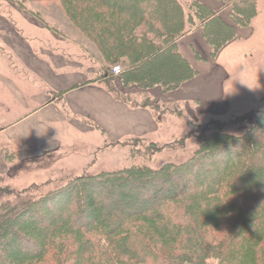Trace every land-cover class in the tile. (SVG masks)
<instances>
[{
  "label": "trees",
  "instance_id": "trees-1",
  "mask_svg": "<svg viewBox=\"0 0 264 264\" xmlns=\"http://www.w3.org/2000/svg\"><path fill=\"white\" fill-rule=\"evenodd\" d=\"M59 1L68 18L80 29L86 32L88 28L96 37L103 35L117 49L114 55L122 63L120 77H115L110 66L104 65L98 71L100 79H106L108 91L122 100V93L112 85L117 79L123 88L135 86L144 91L159 88L162 94L174 93L193 80L198 72L181 54L179 41L193 29L201 30L212 58L216 59L236 40V26L250 25L257 14L258 0H218L231 7V23L223 20L218 11L196 0H188L187 12L181 0H74L78 1L79 9L69 0ZM86 5L94 11L90 8L92 15L84 19L80 13ZM135 22L143 26L138 31ZM151 32L161 37L162 43H157ZM105 49L106 44L101 43L99 51L109 59ZM148 49L155 52L150 60L133 63L139 51ZM156 75L161 78L156 79ZM158 102L155 99L152 103L143 102L142 106L155 110ZM247 114L240 119L246 120ZM254 118L255 123H262L264 111ZM255 127L247 129L241 137L222 131L212 134L205 139L196 160L186 164L169 163L159 170L134 166L78 178L83 183L70 189L73 194L80 193L72 200L74 203L65 200L61 206L51 205V212L37 213L32 218L41 226L35 234L37 237L28 229L19 228L11 233L16 236L14 244L24 251L10 259L14 264H207L210 260L218 264H264V182L252 184L264 172V147H255L254 141L249 144ZM222 151L227 152L224 159H218L216 164L208 160L212 154ZM245 154L250 155L251 161H247L243 171L236 169L238 173L230 177L231 162ZM201 162L206 163L200 165ZM200 177H211L208 190L183 192L191 188L186 184L189 181H197L195 184L199 185L209 180H200ZM172 181L183 185L173 188ZM96 182H101L104 189L92 186ZM124 185L130 189L126 190ZM135 185L141 188L134 193L139 201L122 208V202H128L125 198L137 188ZM121 186L123 189H119ZM199 196H202L201 209L208 213L206 217L194 210ZM98 202H103L109 211L120 210L121 215L100 219ZM152 206L155 209L150 210ZM33 208L28 203L22 210L18 208L13 215V226L18 216L27 217L34 212ZM58 219L61 220L56 222ZM212 227L214 232L210 233ZM219 231L225 232L226 237L217 239L214 235ZM2 236L0 232V264H4L1 248L8 245L1 242Z\"/></svg>",
  "mask_w": 264,
  "mask_h": 264
},
{
  "label": "rangeland",
  "instance_id": "rangeland-1",
  "mask_svg": "<svg viewBox=\"0 0 264 264\" xmlns=\"http://www.w3.org/2000/svg\"><path fill=\"white\" fill-rule=\"evenodd\" d=\"M181 1L187 12L188 0ZM69 3L77 9L80 7L78 1L69 0ZM84 8L80 14L88 18L91 7L86 5ZM104 9L110 10L105 6ZM153 16L156 14L153 13ZM134 27L138 31L143 26L135 22ZM120 28L123 26L120 25ZM244 28L248 29L242 34L245 37L237 38L232 47L235 50L231 56L232 61L226 62L231 75L224 84V102H228L229 109L224 105L217 114L211 115L201 108L192 107L190 111L183 103L158 100L159 106L155 105L154 111L162 123L157 134L114 142L110 138L104 140L102 131H93L96 126L90 121H74L66 113L63 100L67 91H48L41 84L45 80L42 74H46L41 68L44 63L42 60L54 66V73L63 66L61 70L81 72L91 79L98 78L96 74L104 65L113 70L122 68V63L114 55L117 49L110 39L103 35L96 37L88 28H85L86 32L80 29L76 22L68 18L59 0H0V232L3 233L1 242L8 244L7 248H1L2 262L14 264L10 258L22 255L24 251L14 244L16 236L11 233L15 229H28L32 236L37 237L35 234L41 226L39 221L32 219L37 213L47 214L51 212V205L61 206L65 200L71 202L78 198L80 193L73 194L70 190L72 186L78 187L83 183L78 182V178L134 166L159 170L169 163L180 165L192 162L202 149L205 139L218 131L241 137L246 135L247 129L256 126V130L249 136V144L252 145L254 141L255 147H264V121L255 123L254 118L255 114L264 111V0L257 1V14L250 25ZM236 29L242 28L236 26ZM150 35L157 43H162L161 37L158 38L153 32ZM101 43L106 44L105 52L110 56L109 59L100 53ZM154 53L149 49L139 51L132 61L144 63ZM27 58L36 59L31 63L32 66L27 64ZM218 63L223 64V60ZM33 68L39 69V72ZM159 78L161 76L156 75V79ZM112 85L118 88L122 83L117 79ZM246 113H249L247 119H240ZM226 154V151L217 152L208 160L216 164ZM249 157L248 154L240 155L231 162L230 177L238 173L236 169L243 171L246 168ZM259 175L260 178L256 176L252 184L264 182V172ZM206 178L209 180L199 185L195 184L197 181L187 182V187L191 188L183 192L204 193L212 185L211 177H200V180ZM171 185L180 188L183 182L172 181ZM194 185L197 186L192 188ZM92 186L104 189L101 182ZM121 187L119 189H123ZM124 188L130 189L126 185ZM132 190L133 195L125 198L129 201L122 202V208L139 201L140 198L135 197L134 193L141 191V188ZM107 191L109 194L110 190ZM46 196L50 197L44 199ZM131 196L135 197L133 201ZM199 197L194 210L206 217L208 213L201 209L202 196ZM27 203L34 207V212L27 217L18 216L13 226V215ZM101 203L98 202L97 206L98 212L102 214L100 219L119 218L122 213L120 210L109 211ZM12 208L16 210L12 211ZM149 209L153 210L155 206ZM213 230L212 227L210 233ZM214 236L219 239L226 237V233L219 231ZM207 264H218V261L210 260Z\"/></svg>",
  "mask_w": 264,
  "mask_h": 264
},
{
  "label": "crops",
  "instance_id": "crops-1",
  "mask_svg": "<svg viewBox=\"0 0 264 264\" xmlns=\"http://www.w3.org/2000/svg\"><path fill=\"white\" fill-rule=\"evenodd\" d=\"M196 1L218 11L223 20L231 23V7L228 5L218 0ZM236 31L237 38L243 39L242 37L245 36L242 34L248 29L242 28L236 29ZM237 38L228 44L216 59H211V48L201 30L193 29L183 37L179 41V50L197 70L198 75L178 91L170 94H162L159 88L144 91L135 86L130 89L122 86L117 88L116 86L123 95L122 100H118L108 91L105 84L106 79H100L99 71L96 74L98 76L96 79H91L81 72L78 73L70 69L61 70L60 68L63 66L54 73L52 69L54 66L51 67L49 61L43 60L41 68L46 74H42V78L45 80L41 81L44 85L41 84L48 91H67L63 100L64 104L62 103L64 107L62 105L61 108L63 107L74 121L93 123L96 126L93 131L97 129L102 131L104 140L110 138L117 142L130 137L140 138L154 135L160 131L162 119L157 116L152 107L142 106L143 102L150 101L152 103L157 99L167 103H183L190 111L192 107L201 108L211 115L217 114L216 112H219L224 105L229 109L228 102H224L226 94L224 84L231 75L226 62L232 61L231 56L235 51L232 47L235 46ZM202 50L205 53H202ZM34 60L36 59L30 58L27 64L31 65ZM220 60H223V64L218 63ZM37 68L33 69L37 72L39 70Z\"/></svg>",
  "mask_w": 264,
  "mask_h": 264
},
{
  "label": "built area",
  "instance_id": "built-area-1",
  "mask_svg": "<svg viewBox=\"0 0 264 264\" xmlns=\"http://www.w3.org/2000/svg\"><path fill=\"white\" fill-rule=\"evenodd\" d=\"M122 72V68L121 67H117L113 70V73L116 75V76H119Z\"/></svg>",
  "mask_w": 264,
  "mask_h": 264
},
{
  "label": "bare ground",
  "instance_id": "bare-ground-1",
  "mask_svg": "<svg viewBox=\"0 0 264 264\" xmlns=\"http://www.w3.org/2000/svg\"><path fill=\"white\" fill-rule=\"evenodd\" d=\"M31 221V220H30Z\"/></svg>",
  "mask_w": 264,
  "mask_h": 264
}]
</instances>
